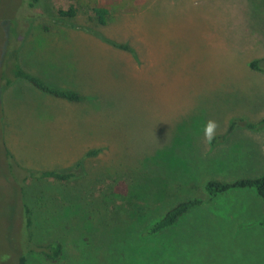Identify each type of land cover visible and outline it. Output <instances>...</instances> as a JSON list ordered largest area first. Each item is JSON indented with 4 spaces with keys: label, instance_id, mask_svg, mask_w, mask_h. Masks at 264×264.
Wrapping results in <instances>:
<instances>
[{
    "label": "rangeland",
    "instance_id": "1",
    "mask_svg": "<svg viewBox=\"0 0 264 264\" xmlns=\"http://www.w3.org/2000/svg\"><path fill=\"white\" fill-rule=\"evenodd\" d=\"M26 1L0 0V264H18L24 251L22 206L31 242L62 246L60 260L30 254L26 264H264L257 193L209 201L204 193L210 180L264 172V130L238 129L211 144L233 120L264 118V0H247L246 45L221 33L241 4L244 14V0H106V27L90 20L81 0H41L35 8ZM70 6L76 18L57 15ZM17 63L86 100L66 103L24 82L6 88ZM209 121L216 125L211 140ZM2 143L21 169L9 167ZM95 149L101 152L85 161L79 181H21L22 170L68 169ZM144 175L170 191L162 202L150 193L151 204L132 217L122 198ZM191 198L206 202L147 235Z\"/></svg>",
    "mask_w": 264,
    "mask_h": 264
},
{
    "label": "trees",
    "instance_id": "2",
    "mask_svg": "<svg viewBox=\"0 0 264 264\" xmlns=\"http://www.w3.org/2000/svg\"><path fill=\"white\" fill-rule=\"evenodd\" d=\"M41 0H27V5L29 8H35ZM81 4L87 6L91 9L92 17H90L91 21L97 22L99 25L106 27L109 24L110 12L107 9L106 0H81ZM57 15L62 19H74L78 16V11L74 6H70L67 10H59ZM70 28L76 29L77 26H69ZM100 37V36H99ZM101 38V37H100ZM103 42L111 45L115 49L129 52L130 49L127 45H121L114 43L112 41L104 40L101 38ZM258 62L251 63L250 67L254 71H259ZM17 80H23L28 84H31L32 87L39 90L45 95H48L57 100H61L63 102L83 103L86 98L80 94L79 92L71 89H60L52 87L48 85L40 78L31 75L27 71L23 70L21 66L17 63L13 70V77L10 81H7L5 87H9L13 85V83ZM238 129H244L248 131H261L264 130V118L257 123H251L245 119H236L231 122L227 131L217 137H214L211 141L213 146L218 144H224L230 138V136L235 133ZM3 148L5 150V159L10 161L9 167L12 169H21L17 165L14 164L16 162L13 155L10 153L6 146L2 143ZM101 150H89L87 151L83 157L78 160L72 167L68 169L61 170H48V171H30V170H22L24 175L22 182L26 180H34V181H54L63 184H69L74 181H79L86 177V171L84 167V163L87 160H91L96 158ZM9 169V170H12ZM144 180L140 183H133L130 190L127 192L126 196L122 198L125 201L124 205L128 207L126 208V212L129 213L132 217H136L142 215L145 212L147 204H151L152 200L149 197V194H155L157 196L158 202H162L168 191H170L169 185L164 182L162 179L157 177H150L148 175H144L142 177ZM78 183V182H75ZM179 189V188H178ZM194 189V188H193ZM253 190L257 193L259 198L264 202V172L256 178H245L235 180L233 182H222L218 180H210L204 186V193L209 200L215 199L218 196L224 195L226 193L238 190ZM187 190V188L180 186V191L183 192ZM179 191V192H180ZM151 199V200H149ZM206 201L200 198H191L184 202H181L170 210L166 212V214L156 222L147 230V235L154 236L157 235L172 226H175L179 220L185 216L191 210L202 206ZM143 204H145L143 206ZM24 217V224L22 228L23 241L22 244L24 251L19 254L18 264H26L27 256L30 254H38L43 256L47 261L56 262L60 260L62 256V246L60 244H49V245H37L31 242V238L28 234V229L31 226V221L28 218L29 211L26 206H22ZM260 226L264 227V221L260 222ZM17 247L20 244H16Z\"/></svg>",
    "mask_w": 264,
    "mask_h": 264
},
{
    "label": "crops",
    "instance_id": "3",
    "mask_svg": "<svg viewBox=\"0 0 264 264\" xmlns=\"http://www.w3.org/2000/svg\"><path fill=\"white\" fill-rule=\"evenodd\" d=\"M243 11H244L243 12L244 14L242 15V4H241V13H237L238 18L236 19L232 18V22H230V29L227 28L228 29L227 30V29L222 28L221 30V33L225 35L223 37L229 39L231 44H235V45L236 43L240 45L248 44V24H246L247 11H248L247 0H244ZM215 35L219 36L218 34H215ZM46 40L48 41V44H50V42H54V41H51L52 39H46ZM23 82L27 84V82L23 80H18V81H15L14 85L15 84L19 85L20 83L24 84ZM26 84L24 86H27Z\"/></svg>",
    "mask_w": 264,
    "mask_h": 264
},
{
    "label": "clouds",
    "instance_id": "4",
    "mask_svg": "<svg viewBox=\"0 0 264 264\" xmlns=\"http://www.w3.org/2000/svg\"><path fill=\"white\" fill-rule=\"evenodd\" d=\"M215 127L216 125L213 121L208 122L207 127L205 129V135L207 139L211 140Z\"/></svg>",
    "mask_w": 264,
    "mask_h": 264
}]
</instances>
